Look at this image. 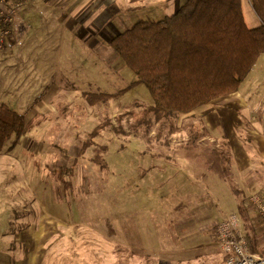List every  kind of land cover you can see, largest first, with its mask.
<instances>
[{"label":"rangeland","instance_id":"1","mask_svg":"<svg viewBox=\"0 0 264 264\" xmlns=\"http://www.w3.org/2000/svg\"><path fill=\"white\" fill-rule=\"evenodd\" d=\"M69 2L29 0L13 21L22 45L0 52V105L31 126L0 152V251H21L12 236L31 226L48 238L43 264H221L213 230L237 213L264 253V229L247 204L264 192L224 193L221 203L210 190V160L221 166L229 155L221 128L205 123L206 107L159 122L142 115L153 106L150 93L133 87L109 47L135 22L159 20H142L118 0L120 13L99 29L72 6L81 31L61 20ZM83 92L116 96L90 106ZM58 169L73 172L62 177L69 188L53 176Z\"/></svg>","mask_w":264,"mask_h":264},{"label":"trees","instance_id":"2","mask_svg":"<svg viewBox=\"0 0 264 264\" xmlns=\"http://www.w3.org/2000/svg\"><path fill=\"white\" fill-rule=\"evenodd\" d=\"M249 3L260 21L254 29L244 22L241 0H186L171 16L137 21L110 39V49L135 77L133 87L143 84L150 93L153 106L142 115L151 112L159 122L237 92L264 53V0ZM82 96L88 105L96 106L116 95L83 92ZM30 127L21 115L1 104L0 152L11 138L15 145ZM64 172L66 178L72 177L71 169L54 170L53 176L69 188ZM246 239L251 253L257 254Z\"/></svg>","mask_w":264,"mask_h":264},{"label":"crops","instance_id":"3","mask_svg":"<svg viewBox=\"0 0 264 264\" xmlns=\"http://www.w3.org/2000/svg\"><path fill=\"white\" fill-rule=\"evenodd\" d=\"M66 1H70V5L66 16L61 20H64L68 26L69 24L76 28L80 26V30L85 26L70 21L71 15L75 13L74 10L76 12L77 9L80 10L79 14L83 12L87 24L93 22L99 29L105 22L114 20L120 13L116 14L118 0ZM125 1L126 8L130 9L131 13L140 14L142 20L143 16L146 20H161L177 12L186 0H129L130 3L136 2V5L132 7L128 0ZM72 6H76L77 9H73ZM241 9L244 22L249 29L260 26V21L253 12L249 0H241ZM44 10L49 17L50 12ZM75 17L76 15L73 16V20ZM81 31L76 29L75 34L78 35L80 32L81 37L83 34ZM253 65L236 93L203 106L206 108L202 110V113L209 114L204 119L208 129L217 133L221 128V135L224 138L227 137L226 144L222 143V149L225 152L224 157L228 154L229 158L221 166L218 159H211L209 163L212 168L207 170L211 181L210 190L215 198L223 197L224 193L228 198H238L241 196V191L244 190L246 194L247 192L249 194L252 192L251 189L264 192V53ZM195 111L191 113L194 114ZM244 144L248 148H245ZM217 162L219 167H214ZM220 202H224L222 198ZM220 209L223 210L221 205ZM258 225L264 229L263 224L258 223ZM255 233L260 234V232ZM12 238L14 243L21 246V251L1 250L0 264H43L44 248L48 240L46 234L28 226Z\"/></svg>","mask_w":264,"mask_h":264},{"label":"built area","instance_id":"4","mask_svg":"<svg viewBox=\"0 0 264 264\" xmlns=\"http://www.w3.org/2000/svg\"><path fill=\"white\" fill-rule=\"evenodd\" d=\"M29 0H0V52L9 51L22 43L13 39V21ZM258 193L247 196V204L264 226V199ZM216 246L221 251V264H264V257L251 253L237 213L218 222L213 230Z\"/></svg>","mask_w":264,"mask_h":264}]
</instances>
